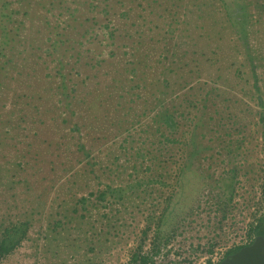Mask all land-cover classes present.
Listing matches in <instances>:
<instances>
[{
	"label": "rangeland",
	"instance_id": "1",
	"mask_svg": "<svg viewBox=\"0 0 264 264\" xmlns=\"http://www.w3.org/2000/svg\"><path fill=\"white\" fill-rule=\"evenodd\" d=\"M252 206L264 0H0V264H188Z\"/></svg>",
	"mask_w": 264,
	"mask_h": 264
},
{
	"label": "built area",
	"instance_id": "2",
	"mask_svg": "<svg viewBox=\"0 0 264 264\" xmlns=\"http://www.w3.org/2000/svg\"><path fill=\"white\" fill-rule=\"evenodd\" d=\"M241 213L242 215L239 216L242 221L236 219V214L230 213L224 225V235L222 239H220L212 249L205 252L202 257L188 264H217L231 253V251L253 243L257 238L256 228L260 221L264 219V209L252 206L250 207V213H248L243 207ZM131 260L132 257L128 259H126V257H121L117 264H130ZM115 261V259L106 257V259L98 264H116ZM77 262L76 260H71L72 264H77ZM158 263L159 261L151 258L147 263L140 264ZM165 264L173 263L165 262Z\"/></svg>",
	"mask_w": 264,
	"mask_h": 264
},
{
	"label": "water",
	"instance_id": "3",
	"mask_svg": "<svg viewBox=\"0 0 264 264\" xmlns=\"http://www.w3.org/2000/svg\"><path fill=\"white\" fill-rule=\"evenodd\" d=\"M217 264H264V235H258L253 243L228 254Z\"/></svg>",
	"mask_w": 264,
	"mask_h": 264
},
{
	"label": "trees",
	"instance_id": "4",
	"mask_svg": "<svg viewBox=\"0 0 264 264\" xmlns=\"http://www.w3.org/2000/svg\"><path fill=\"white\" fill-rule=\"evenodd\" d=\"M256 233L258 235H264V219H262L259 225L256 228ZM14 247V244L7 245L6 241L2 242L0 245V251L7 252L10 251ZM240 248L231 251V253L238 251ZM230 254V253H229Z\"/></svg>",
	"mask_w": 264,
	"mask_h": 264
}]
</instances>
